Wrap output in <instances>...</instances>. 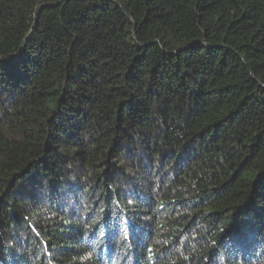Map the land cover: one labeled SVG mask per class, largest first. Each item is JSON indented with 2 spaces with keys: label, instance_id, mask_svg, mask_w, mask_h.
I'll return each mask as SVG.
<instances>
[{
  "label": "trees",
  "instance_id": "16d2710c",
  "mask_svg": "<svg viewBox=\"0 0 264 264\" xmlns=\"http://www.w3.org/2000/svg\"><path fill=\"white\" fill-rule=\"evenodd\" d=\"M54 1L0 0V264H264V0Z\"/></svg>",
  "mask_w": 264,
  "mask_h": 264
},
{
  "label": "water",
  "instance_id": "95a60500",
  "mask_svg": "<svg viewBox=\"0 0 264 264\" xmlns=\"http://www.w3.org/2000/svg\"><path fill=\"white\" fill-rule=\"evenodd\" d=\"M60 1H61V0H59V1H54V2H46V3L38 4V5L36 6V8H35L34 17L37 16L38 12H39L41 9H43V8H45V7H48V6H52V5L58 4V3H60ZM27 38H28V35H27V37H26V38L24 39V41H23V44H22V47H21V51L19 52V55H20L21 52H22V48H23L24 44L26 43Z\"/></svg>",
  "mask_w": 264,
  "mask_h": 264
}]
</instances>
